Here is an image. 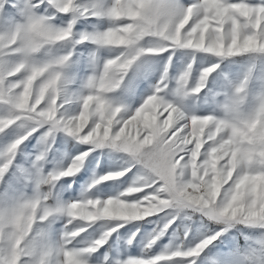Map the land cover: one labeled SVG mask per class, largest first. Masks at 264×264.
<instances>
[{"label":"snow or ice","instance_id":"1","mask_svg":"<svg viewBox=\"0 0 264 264\" xmlns=\"http://www.w3.org/2000/svg\"><path fill=\"white\" fill-rule=\"evenodd\" d=\"M44 3L45 0H39L32 5L33 11ZM47 5L64 14L108 17L113 21L111 27L86 34L79 42L90 40L131 52L107 60L102 74L89 81L91 92L81 98L78 114L69 117L62 111L69 102L62 69L70 57L44 62H34L32 57L45 46L69 41L76 20L65 28H56L51 23L54 17L30 15L14 32L0 36V104L10 109L7 118H0V133L17 122L32 124L26 135L8 147L6 159L0 163V182L12 166L20 145L47 125V135L63 130L84 143L116 147L140 161L146 177L123 195H143L131 201L87 199L50 206L52 193H41L40 186H52L60 179L77 175L88 155L84 153L58 174L38 180L34 197L0 205V264H48L46 250L41 251L45 246L39 237L34 238V230L38 222L54 214L68 216L71 225L73 221L101 219L139 221L170 207H182L195 209L225 224L235 222L264 228V96L254 111L241 112L247 79L236 87V95L223 119L211 115L186 116L161 96L163 80L156 92L126 117L120 115L121 108L112 106L106 99L134 61L145 54L160 55L179 48L222 58L264 55V2L196 0L185 6L180 0H112L106 10L78 6L76 0H47ZM146 37L158 42L148 48L138 47ZM13 56L22 59L6 64V59ZM191 67L180 77L182 88L190 83ZM217 67L203 70L198 85L192 88L194 93L203 90ZM145 113L151 114L150 117ZM158 114L163 116L159 122ZM130 128L134 131H128ZM125 174L118 172L103 179ZM168 226L165 225V230ZM84 230L81 227L65 232L61 264H86L85 254L97 251L106 242L105 237L93 247H67ZM216 238H206L187 251L173 250L129 259L126 264H172L180 257L194 258ZM153 243L155 239L149 247Z\"/></svg>","mask_w":264,"mask_h":264},{"label":"rangeland","instance_id":"2","mask_svg":"<svg viewBox=\"0 0 264 264\" xmlns=\"http://www.w3.org/2000/svg\"><path fill=\"white\" fill-rule=\"evenodd\" d=\"M38 2L39 0H0V36L14 32L27 22L30 15L54 17L51 23L56 28H65L76 20L74 35L69 41L45 46L32 57L34 62L70 57L62 69L66 81L64 92L69 101L62 111L71 117L78 114L81 98L91 92L89 81L102 74L107 60L129 54L131 50L98 45L90 40L79 42L86 34L103 32L111 27L113 21L108 17L64 14L55 7L48 6L47 0L33 11L32 5ZM195 2L196 0H180L185 6ZM248 2L259 4L264 0ZM111 3L112 0H76L78 6L105 10ZM157 42L155 38L146 37L139 42L138 47L148 48ZM21 59L20 56H13L5 62L14 64ZM189 65L192 66L190 83L182 88L180 77L188 70ZM213 65L218 67L207 78L203 90L194 93L192 88L198 85L203 70ZM245 79L248 80V85L240 111L250 113L264 96V55L222 58L189 49H170L160 55L139 56L119 85L107 94L106 99L112 106L121 108L120 115L126 117L153 95L163 80L164 91L161 96L186 116L211 115L223 119L236 95V87ZM9 114V107L0 104V118H7ZM150 115L145 113L147 117ZM162 118L158 114L157 122ZM31 127V122H17L0 133V163L6 159L8 147L26 135ZM137 127H142V124ZM47 130V125L41 127L20 145L12 166L0 182V205L34 197L38 191V180L58 174L84 153L88 155L77 175L60 179L52 186H40L41 193H52L48 200L50 206L87 199L106 201L110 198H122L131 201L143 195H123L128 188L139 185L142 177H146L143 164L129 153L108 145L97 147L84 143L63 130L47 135ZM128 131L134 129L130 128ZM128 169L131 171H127ZM118 172L126 174L116 179H103ZM68 221V216L54 214L36 225L34 238L39 237L45 246L41 251L46 250L48 264H61L62 249L66 244L65 232L81 227L85 230L67 247H93L97 240L106 237V242L97 251L85 254L86 264H126L129 259L148 258L173 250L187 251L211 236L217 238L197 257H180L172 264H264V228L235 222L225 224L192 208L170 207L139 221L101 219L95 222L73 221L71 225ZM165 225H169L166 230ZM154 239L155 243L149 247Z\"/></svg>","mask_w":264,"mask_h":264}]
</instances>
